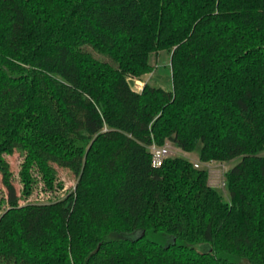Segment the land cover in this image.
Instances as JSON below:
<instances>
[{"label": "trees", "instance_id": "16d2710c", "mask_svg": "<svg viewBox=\"0 0 264 264\" xmlns=\"http://www.w3.org/2000/svg\"><path fill=\"white\" fill-rule=\"evenodd\" d=\"M161 54L172 87L134 90ZM167 143L239 159L228 200L154 166ZM15 152L25 196L58 167L75 189L20 204ZM0 171V264H264V0H0Z\"/></svg>", "mask_w": 264, "mask_h": 264}, {"label": "rangeland", "instance_id": "374dc122", "mask_svg": "<svg viewBox=\"0 0 264 264\" xmlns=\"http://www.w3.org/2000/svg\"><path fill=\"white\" fill-rule=\"evenodd\" d=\"M129 82L131 86L135 84L134 88L139 92L142 91L146 83L170 89L172 87V76L169 70V56L166 54H161L157 56L154 62V68H152L151 71L146 72L140 78L131 77L129 78ZM166 145L169 147L170 150L169 156H182L188 158L194 163V165L195 163H199L200 168L205 169L207 171L209 184L214 188H217L224 192L223 194H225V198L228 200V195H226L227 188L225 174L239 161V159H236L232 162H202L199 160L198 157L200 153L201 144L197 146L196 151L193 153L183 152L172 143H167ZM5 157L10 164V169L13 174L12 179L18 190L20 204L30 202L45 203L49 200L66 196L67 194L71 193L76 187V177H74V175L69 173L67 170L58 167L59 177L54 182L53 188L48 187L45 181L41 179V176L37 174L36 178L38 180V186L35 187L31 194L25 196L23 192L24 185L21 181L20 174L22 164L25 158L24 154L21 152H15L14 154L6 155ZM59 183H62V185H56ZM6 193V188L2 181V173L0 171V210L4 207V205L1 206V204H3L4 198H6ZM150 238L162 244H167L171 241L170 237L163 233H154L150 235ZM195 246L199 247L198 245Z\"/></svg>", "mask_w": 264, "mask_h": 264}, {"label": "built area", "instance_id": "2783aa9c", "mask_svg": "<svg viewBox=\"0 0 264 264\" xmlns=\"http://www.w3.org/2000/svg\"><path fill=\"white\" fill-rule=\"evenodd\" d=\"M152 152V162L154 166H160L164 160L169 156L170 150L169 147L166 146H157L153 144L151 147ZM196 168H200L199 163H195Z\"/></svg>", "mask_w": 264, "mask_h": 264}, {"label": "crops", "instance_id": "0c3cea01", "mask_svg": "<svg viewBox=\"0 0 264 264\" xmlns=\"http://www.w3.org/2000/svg\"><path fill=\"white\" fill-rule=\"evenodd\" d=\"M134 85H135V84H134ZM134 85H132V88H133V89H135V88H134ZM138 88H139V86H138ZM135 90H136V89H135ZM136 91H138V90H136Z\"/></svg>", "mask_w": 264, "mask_h": 264}]
</instances>
